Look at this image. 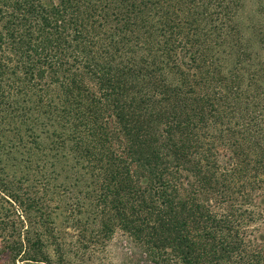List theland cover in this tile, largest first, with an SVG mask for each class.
I'll return each mask as SVG.
<instances>
[{
  "label": "trees",
  "instance_id": "trees-1",
  "mask_svg": "<svg viewBox=\"0 0 264 264\" xmlns=\"http://www.w3.org/2000/svg\"><path fill=\"white\" fill-rule=\"evenodd\" d=\"M11 6L15 20L6 24V37L0 33V50L10 44L18 65L13 74L23 76L20 85L15 78V88L36 95L35 118L51 130L47 148L55 161L36 169L55 175L54 186L60 178L69 182L76 200L69 216L92 221L76 237L74 220L61 232L47 213L51 177L41 190L25 192L22 180L0 177V197L12 208L0 219V264H264V122L251 117L264 96V84L257 83L264 69L249 71L244 91L239 72L245 68L231 76L204 69L234 36L211 10L231 16L237 0H15ZM3 16L0 9V22ZM110 19L125 33L129 54L144 52L140 60L117 61L119 46H100ZM35 27L44 32L43 58L33 45ZM188 27L204 39L196 55L182 36ZM191 50L197 77L191 67L183 69L185 62L171 66L174 54ZM248 50L235 57L237 65L244 57L250 62ZM78 62L99 85V97L85 85L86 76L69 73ZM47 78L51 84L42 89ZM223 87L237 97L234 112L222 115ZM253 88L248 112L245 94ZM232 120L237 131H212ZM22 126L30 130L32 156L43 142L28 116L15 125L10 142L24 145ZM237 135L243 143L220 152L218 145ZM67 144L76 162L89 163L88 176L73 178L75 167L57 157Z\"/></svg>",
  "mask_w": 264,
  "mask_h": 264
},
{
  "label": "rangeland",
  "instance_id": "rangeland-1",
  "mask_svg": "<svg viewBox=\"0 0 264 264\" xmlns=\"http://www.w3.org/2000/svg\"><path fill=\"white\" fill-rule=\"evenodd\" d=\"M9 7H3L0 5V9H4V16L1 19L0 22V33L6 37V24L8 21L15 20L11 16L13 13H15L13 6L11 4L15 2V0H10ZM167 1V0H166ZM237 3L239 5L238 9H234L233 14L230 16L225 15V10L223 8H216L214 10H211V13L215 16H218V20L227 26L228 28L232 29L233 37H228L226 39V43L232 45H223L220 48H216V51L210 55L209 61L207 64L204 65L205 70H211V71H217L221 70L224 74L231 76L232 73L238 72L240 68H245L247 72H242L239 74L243 75V78L241 79V85L242 90L247 89V85L249 79V71L250 73H254L259 75V71H263L264 69V0H237ZM19 15V14H18ZM19 17L22 16L19 15ZM1 18V17H0ZM217 19V18H216ZM114 19H110L108 23L106 24L105 29H103L101 36L102 40L100 43V46L102 48H108L112 47L113 45L119 46L118 51L119 52L117 56V61H119L120 56L126 58V62H131L134 60H140V55L144 53L142 50L138 54H129L127 52V48L124 49L123 42H124V35L125 33L119 32L117 29H115V26H117ZM121 27V26H120ZM33 31L35 33L34 35V43L33 45L36 46V48L39 51V54L37 58H43L44 54L46 52L43 51V49L46 48V43L44 42L45 39H43L44 32L41 28H37ZM259 30H261L259 34ZM232 33L230 35H232ZM120 34V35H119ZM124 34V35H123ZM113 36V37H110ZM184 37L189 40L188 47H195L193 48L195 55L197 54L198 50L202 48L204 39L197 38V35L194 31H192L189 27L183 32ZM113 39V40H111ZM176 41V44L178 41H180L179 37L173 38ZM201 40L198 42V40ZM111 40V41H110ZM121 41V42H120ZM10 43V42H9ZM200 48L198 45H201ZM34 46V47H35ZM245 47L249 48L248 53L251 54L250 56V62L244 57L239 64L237 65L234 61L235 57H239L241 55V51L245 49ZM251 47V48H250ZM134 49L135 47H131ZM199 48V49H198ZM198 49V50H197ZM13 50L10 49V44H6V46L0 50V169L4 166V173H1L0 171V177H6L9 179H13L14 181H20L22 180L20 184L21 188L25 189L23 192L26 191V189L30 190L29 188H38L41 190V187L49 181V177H51V186L48 190V193L46 194L45 202L48 204L47 213L51 214L52 217L56 221L57 227L60 229L61 232L66 230L67 227H71V224H73L76 228L74 237L77 236V234H81L82 229L84 228L85 223L92 221L89 219V217L86 216H76L72 217L71 215V208L75 205L76 200L72 197L70 188H69V182L68 183H62V179L60 178L57 183V186H54L56 181L53 180L55 175L51 176H43L40 173V169L42 166L50 165L51 162H54L55 160H51L50 152L47 148V145L50 144L52 141L50 136L48 137L47 131L50 133V129L47 130V128L43 127V124L45 123L44 119L41 117L35 118V111L37 109L36 105V95L32 96V93L28 91V93L21 89V88H15L14 80L16 77H18V84L20 85V82L23 78V76L20 74H17V76H14V72L17 68V59L15 57V54H12ZM114 51V50H113ZM116 52V51H114ZM194 52L191 50V53H185V52H178V56L174 54L173 61L171 66L174 65L176 62H185L186 65L183 67V69H187L191 67L190 75L197 77V75H201L200 73L196 72L195 69L192 68L194 65V61L192 58L195 56ZM234 53V54H233ZM244 53V52H242ZM236 55V56H235ZM199 57V54L197 55ZM186 57V58H184ZM177 58V59H176ZM69 63L73 65L75 62L73 58H68ZM175 59V60H174ZM232 59V60H231ZM41 60V59H40ZM42 62V61H41ZM250 63V64H247ZM262 65H261V64ZM71 68V67H70ZM188 70V71H189ZM235 70V71H233ZM69 73H79V75H84L85 77V85H88L92 92L97 95L98 97L102 95L101 90L99 88V85L97 82L86 72H84L83 66L80 62L78 64L72 66V70ZM51 74V71H50ZM49 74V75H50ZM172 73L169 74L168 77H171ZM193 77H191L192 79ZM258 80L260 82H257L259 84H264L262 80H264V74L259 75ZM48 84H51L49 81V78H47L46 83L43 84L41 87L42 89H47L49 86ZM12 85V86H11ZM199 88H197L198 91ZM243 93H246L243 92ZM221 94L223 96L222 101L219 103L220 108H222V115L224 113H232L234 112V101L235 99L233 97H237V94L230 95L228 94V90L224 89L221 90ZM247 95L249 99V111L253 110L255 99H251L255 95V88H253L249 93L245 94ZM152 96V94H151ZM154 97V95H153ZM244 100V99H242ZM246 101V100H244ZM225 107L227 108L226 112ZM258 107L255 112H253L251 117H256L260 121L264 122V96L260 97L258 100ZM245 111V110H244ZM247 111V110H246ZM31 118V124L32 127H35V132L37 135L41 137V140H39L41 143L40 146L35 147L33 151V155L31 156V150L32 147H34L31 144V140H29L30 136V130L26 126H22L20 129L25 134L26 141L23 142V146L21 145L16 147L12 146V140L14 137V131L15 125L22 122V118ZM208 117H214V115L208 113ZM235 120H232L230 122V125L225 124V122L218 127L214 128L212 131L216 132L215 135H219L220 131L224 128L228 129H237L235 128ZM212 124V123H211ZM34 132V134H35ZM200 133H204L205 135H201V138L206 141L207 138V132L205 130H200ZM206 136V137H205ZM237 135L235 139H230V137L226 140H223L222 143L219 146L220 152H233V143L234 141H237L240 145L243 143L240 141V138ZM40 139V138H39ZM11 141V142H10ZM29 141V142H28ZM245 144H243L244 146ZM42 148V150L40 149ZM71 144H67V146L64 147V152L58 153L59 160L70 164V171L73 170V173L69 172V174L75 178L77 176L80 178L82 174L87 173L88 171L87 167L89 163H86L85 161L76 162L74 158V154L71 152ZM229 148L228 150H226ZM68 156V158H67ZM38 159L40 160V163H30L28 159ZM53 157V156H52ZM253 159V158H252ZM60 163V162H59ZM6 166V167H5ZM49 170H42L41 172H47ZM76 173V174H75ZM50 182V181H49ZM48 182V183H49ZM72 183V182H71ZM45 191V190H43ZM41 193V192H40ZM2 196H5L2 194ZM7 198V197H5ZM12 208L10 205L4 200L2 197H0V219L4 217V215L8 214V211L10 212ZM11 220H16L17 217L15 214H10ZM74 214V213H73ZM67 220L73 221V223L68 224ZM91 223V222H89Z\"/></svg>",
  "mask_w": 264,
  "mask_h": 264
}]
</instances>
